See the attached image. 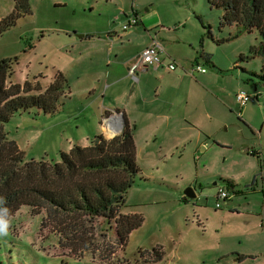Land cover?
I'll use <instances>...</instances> for the list:
<instances>
[{
	"label": "rangeland",
	"instance_id": "1",
	"mask_svg": "<svg viewBox=\"0 0 264 264\" xmlns=\"http://www.w3.org/2000/svg\"><path fill=\"white\" fill-rule=\"evenodd\" d=\"M28 1L31 15L18 20L0 36V60L17 58L11 81L18 84L29 81L44 89L55 72L62 69L78 91L60 115H44L31 109L17 113L4 124V132L23 152L24 161H58L63 148L78 143L89 146L99 135L96 128L100 126V99L84 94L79 97L84 81L88 83L91 79L77 81L71 57L59 47L74 36L73 30H69L72 27L100 31V35L108 28L117 29L116 18H122L121 13L129 14L131 8L155 23L163 19L162 25L168 29L190 17L193 23H188L186 31L193 37L204 26L207 54L215 68L203 62L201 66L206 71H221L215 81V92L226 106L216 103L213 106L215 127L207 140L209 149L196 152L199 161L191 163L185 157L178 163L143 167L144 174L136 176L121 213L141 215L143 223L130 234L125 247L118 244L114 226L98 219L92 231L93 248L77 257L79 252L74 254L62 248L51 230L41 227V215H33L24 206L8 221L7 235H0V264H239L229 252L263 251L258 244H264V231L258 219L245 212L231 214L228 210L227 205L242 210L246 204L243 197L235 196L229 204L221 201L220 209L215 207L217 191L225 187L223 177H232L238 190L244 191L257 169L256 159L250 156L251 149L264 156V80L259 77L264 74V59L256 56L239 60L258 44L257 33H241L236 25L219 29L222 10L210 7L207 0H99L97 4L94 0ZM12 9L13 0H0V19ZM107 15L114 18L112 24L106 21ZM237 92L250 96L242 108L233 105ZM247 117L254 133L245 125ZM260 129L262 142L256 133ZM109 136L104 135L107 139ZM192 187L197 199H184V191ZM154 248L163 252L160 261H153ZM252 262L241 264H261Z\"/></svg>",
	"mask_w": 264,
	"mask_h": 264
},
{
	"label": "crops",
	"instance_id": "2",
	"mask_svg": "<svg viewBox=\"0 0 264 264\" xmlns=\"http://www.w3.org/2000/svg\"><path fill=\"white\" fill-rule=\"evenodd\" d=\"M98 1L94 0L95 4ZM90 7L93 12V5ZM130 10L129 14L121 13L122 18H116L117 29L108 28L102 35L100 31L72 27L69 30H73L74 36H69V42L60 46L59 50L66 51L71 57V63L77 69L74 77L77 81L85 77L91 79L88 83L84 81V87L80 88V92L83 93H80L79 97L84 94L86 97L95 99L98 96L100 99L98 104L100 126L96 128L98 134L104 136L105 133L110 134V130L116 133L113 117H121L123 126L127 120L134 128L136 163L142 176L143 167L178 163L185 157H188V162L191 163L199 161L196 152L209 149L207 140L215 127L216 110L213 106L216 103L225 107L226 103L215 92V81L219 79L220 70L204 73L192 70L197 65L201 66V62L208 64L202 57V54L203 56L209 54L206 50L207 42L203 37L205 28L201 21L203 31L193 37L186 31L188 23H193L190 17L168 29L162 25L163 19L159 18L156 21L158 23H155V20L150 21L147 17L139 16L132 8ZM132 14L137 16L138 25L124 31L122 26ZM91 16L90 14L88 17ZM105 19L112 24L114 18L107 15ZM152 41H156L162 50L161 64L139 72L135 77L130 76L128 74L130 65ZM172 61L176 64L175 70L169 71L167 66ZM210 62L213 64L211 60ZM57 71L67 79V89L63 104L54 115L65 112L67 101L75 95V91H78L75 90L74 82L62 69ZM82 88L84 91H81ZM206 105L212 109L209 110ZM233 105L235 108L239 107L235 100ZM244 116L246 118V114ZM247 118L246 122L250 125L247 123L245 125L254 133L251 121L249 117ZM65 123L69 121L66 120ZM256 133L260 137L261 129ZM260 140L262 142L261 137ZM78 144L85 146L82 143ZM71 148L69 145L62 151L66 152ZM251 150L250 156L256 159L257 169L253 171L248 184L245 185L247 192L238 190V184L231 179L232 177L224 176V189L230 194L225 202L229 204L235 196L243 197L246 201L245 207L238 210L233 205H227L229 212L231 214L245 212L253 216L258 219V225L264 231V156L255 148ZM229 185L233 188L230 189ZM192 189L197 199V193L193 187ZM258 245L263 250L260 253L232 251L229 255H232L233 261L239 264L246 261L264 264V244ZM239 257L244 259L239 260Z\"/></svg>",
	"mask_w": 264,
	"mask_h": 264
},
{
	"label": "trees",
	"instance_id": "3",
	"mask_svg": "<svg viewBox=\"0 0 264 264\" xmlns=\"http://www.w3.org/2000/svg\"><path fill=\"white\" fill-rule=\"evenodd\" d=\"M207 2L210 7L222 10L219 29L236 25L241 33H257L258 44L239 60L256 56L264 59V0ZM29 15L28 0H13V9L0 19V36ZM202 57L214 67L208 55ZM16 62V57L0 60V198L4 201L0 204V216L9 221L21 207L29 208L33 215H41V227L51 230L57 244L70 253L79 252L77 257L93 248L94 223L101 219L114 226L118 244L125 247L130 234L143 223L141 215L121 213L126 194L140 173L134 128L125 120L119 135L110 139L97 135L89 146L74 145L68 152H60L58 161H24L23 152L4 132V124L17 113L31 109L44 115L58 113L67 79L57 71L44 89L29 81L13 83ZM262 69L264 72V66ZM259 77L264 80V74ZM33 91L39 93L30 94ZM151 255L157 262L163 252L154 248Z\"/></svg>",
	"mask_w": 264,
	"mask_h": 264
},
{
	"label": "built area",
	"instance_id": "4",
	"mask_svg": "<svg viewBox=\"0 0 264 264\" xmlns=\"http://www.w3.org/2000/svg\"><path fill=\"white\" fill-rule=\"evenodd\" d=\"M138 18L135 14H132L130 17H128L126 23L122 26V29L124 31L131 29L138 25ZM161 48L159 44L156 41H152L150 45H148L141 54L134 60V62L130 65V68L128 70V74L132 77H135L139 72H142L148 68H153L157 67L161 64L160 60V52ZM175 63L172 61L170 64L167 66L169 71L175 70ZM194 71L204 73L206 70L202 68L201 66H195L193 67ZM250 100V96L246 95L243 92H238L235 94V101L236 104L242 108L244 107ZM230 194L228 190L224 188H219L217 191V194L215 196L216 204L215 207L216 209L220 208L221 206V201L225 202L229 199Z\"/></svg>",
	"mask_w": 264,
	"mask_h": 264
},
{
	"label": "water",
	"instance_id": "5",
	"mask_svg": "<svg viewBox=\"0 0 264 264\" xmlns=\"http://www.w3.org/2000/svg\"><path fill=\"white\" fill-rule=\"evenodd\" d=\"M112 121L116 124V133L111 136L110 138H113L117 135H119L122 131V128H123V120L121 117H113L112 118ZM184 199H189V200H192V199H195V194H194V191L192 188H187L185 191H184Z\"/></svg>",
	"mask_w": 264,
	"mask_h": 264
},
{
	"label": "clouds",
	"instance_id": "6",
	"mask_svg": "<svg viewBox=\"0 0 264 264\" xmlns=\"http://www.w3.org/2000/svg\"><path fill=\"white\" fill-rule=\"evenodd\" d=\"M3 198H0V204H2ZM6 209L4 210V213L6 215ZM9 222L6 220L3 216H0V235H7V229H8Z\"/></svg>",
	"mask_w": 264,
	"mask_h": 264
},
{
	"label": "bare ground",
	"instance_id": "7",
	"mask_svg": "<svg viewBox=\"0 0 264 264\" xmlns=\"http://www.w3.org/2000/svg\"><path fill=\"white\" fill-rule=\"evenodd\" d=\"M109 135L113 136V135H114V132H112V131L110 130V134H109Z\"/></svg>",
	"mask_w": 264,
	"mask_h": 264
}]
</instances>
